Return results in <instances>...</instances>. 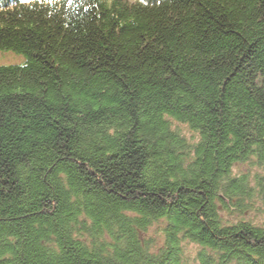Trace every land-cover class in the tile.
Returning a JSON list of instances; mask_svg holds the SVG:
<instances>
[{
    "label": "trees",
    "instance_id": "16d2710c",
    "mask_svg": "<svg viewBox=\"0 0 264 264\" xmlns=\"http://www.w3.org/2000/svg\"><path fill=\"white\" fill-rule=\"evenodd\" d=\"M0 52V264H264V0H0Z\"/></svg>",
    "mask_w": 264,
    "mask_h": 264
},
{
    "label": "rangeland",
    "instance_id": "374dc122",
    "mask_svg": "<svg viewBox=\"0 0 264 264\" xmlns=\"http://www.w3.org/2000/svg\"><path fill=\"white\" fill-rule=\"evenodd\" d=\"M23 61V58L11 53V52H0V66L3 65H11V64H19ZM178 129L181 130L182 134L186 138L187 142L190 144H193L197 141L198 135L193 132L188 126L184 124H178L176 125ZM255 172L254 168H251L250 165H243V164H237L234 168L233 173L236 175L238 173H248L253 175ZM233 214L229 213H223V218L234 221V220H240V218L235 219L231 218ZM247 220L256 222L257 224H263L264 223V207L261 205H256L254 207V210L252 212H247L244 214V216L241 218V220ZM153 228H158V226H154ZM154 231L153 229L151 232L152 237H154ZM200 248L194 244L187 243L184 245V252H185V258H184V264H199L197 261V253Z\"/></svg>",
    "mask_w": 264,
    "mask_h": 264
}]
</instances>
